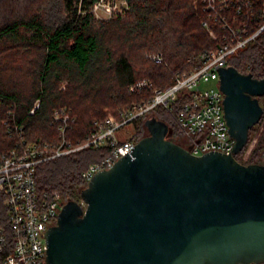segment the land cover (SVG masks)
<instances>
[{"label":"trees","instance_id":"1","mask_svg":"<svg viewBox=\"0 0 264 264\" xmlns=\"http://www.w3.org/2000/svg\"><path fill=\"white\" fill-rule=\"evenodd\" d=\"M128 2L130 11L126 17L107 22L96 20L90 13L91 0L82 4L81 0H0V44L23 48L26 54L35 51L36 56L34 82L26 90L17 82L9 87L3 81L4 76L18 79L22 72L6 68L4 60L12 57L0 51V162L17 144V137L7 132L6 121L12 127L23 126L29 142L58 143L53 112L68 107L76 118L68 141L74 146L81 145L95 130V123L110 116L105 108L110 107L111 115L120 120L134 107L152 101V91L130 94V86L147 80L154 88H168L175 83L177 73L191 72L201 65V53L215 51L219 46L201 26L202 14L194 0ZM134 48L147 52L140 62L143 71L136 70L129 56ZM154 54L163 55L164 63L152 61L149 55ZM230 65L243 74L264 79V33L239 51ZM118 100L123 102L110 105L109 101ZM38 101L40 107L30 114ZM260 104L264 109V96ZM174 108L171 113L158 107L135 119L134 141L138 143L148 135L144 124L150 117L166 122L173 129L172 135L184 137L175 119L178 103ZM256 139L249 158L245 159L244 154ZM109 154L106 147L85 148L41 164L36 173L39 192L50 196L58 193L65 203L80 202L81 192L87 187L83 173ZM236 159L244 165H264V114L251 129L249 142ZM0 227L10 236L2 192ZM9 252L0 254V264Z\"/></svg>","mask_w":264,"mask_h":264},{"label":"water","instance_id":"2","mask_svg":"<svg viewBox=\"0 0 264 264\" xmlns=\"http://www.w3.org/2000/svg\"><path fill=\"white\" fill-rule=\"evenodd\" d=\"M218 71L233 154L195 156L148 118V135L95 174L83 203L63 206L48 264H264V165L236 159L264 114V79Z\"/></svg>","mask_w":264,"mask_h":264},{"label":"built area","instance_id":"3","mask_svg":"<svg viewBox=\"0 0 264 264\" xmlns=\"http://www.w3.org/2000/svg\"><path fill=\"white\" fill-rule=\"evenodd\" d=\"M84 0H81V4ZM90 13L96 20L108 21L124 17L130 11L128 0H91ZM201 11V26L219 42L215 51L199 55L201 65L191 72L177 73L175 83L165 89L154 88L143 80L129 87L130 94L152 91L149 104L136 106L117 120L110 115L104 122H96L85 143L74 146L67 135L76 118L65 108L53 112V124L59 142H29L24 127L5 122L10 136L17 144L2 156L0 162V192L5 196L8 209L10 236L0 227V254L8 251L1 264H48L46 232L55 226L66 204L58 193L41 194L37 187V168L45 162L70 155L85 148H108L110 154L100 163H94L83 173L88 183L96 173L111 169L115 163L137 144L121 139L118 133L138 117L158 107L174 113L176 123L188 140L187 149L195 156L215 151L233 154L236 140L230 136L225 119V95L220 89L218 68H227L239 51L247 48L264 33V0H197ZM156 63H164L161 54L149 55ZM215 87L203 91L202 85ZM40 107L38 101L30 114ZM151 118V117H150Z\"/></svg>","mask_w":264,"mask_h":264},{"label":"rangeland","instance_id":"4","mask_svg":"<svg viewBox=\"0 0 264 264\" xmlns=\"http://www.w3.org/2000/svg\"><path fill=\"white\" fill-rule=\"evenodd\" d=\"M196 2H197V0H194V3H196ZM128 14H129V12L127 13V15ZM126 16H124V17H126ZM115 19H118V18L110 19L107 22L115 20ZM0 51H2L6 55L9 54L8 57H10V56L12 57V59L4 60V63L7 66L6 68H12L14 71H16L18 73L22 72V75L19 76L18 79L8 78V77L4 76L3 81L8 83L7 86H9V87H11L12 82H17L18 84H22L26 90H29V88L32 86V84L34 82L33 81L34 80L33 79V77H34L33 72L35 71V68H36V60H35L36 56H34L35 51L33 53L26 54V52L23 50V48L19 49L18 47L16 48V46L11 45V44H0ZM146 53L147 52L145 50H143L142 48H134L133 52L129 55L130 58H132V60H133V63H134L136 70H138L140 68L143 71L144 68L141 66L140 62L141 61L143 62L142 58L145 57ZM139 56L141 59L139 58ZM64 86H66V83H63L62 88H64ZM212 87H215L214 83H206V84L202 85L201 89L203 91H205V90H208ZM109 102H110V105L112 104V106H114V105L116 106L117 103H118V105H120L121 102H123V100L109 101ZM62 108L68 109L72 112L71 108H68V107H62ZM105 113L107 115H111L112 109H110V107L105 108ZM134 135H135V123H132V124L126 126L125 128H123L118 133L119 138L128 139V140H130V139L134 140ZM170 139L175 140L177 143H179V145H182L185 148L188 145L187 142L185 141V138L182 136L171 135ZM256 141H257V139L251 143L248 150L244 154L245 159L249 158V156H250V154H251V152H252V150L256 144ZM80 203H83L82 199L80 200Z\"/></svg>","mask_w":264,"mask_h":264},{"label":"flooded vegetation","instance_id":"5","mask_svg":"<svg viewBox=\"0 0 264 264\" xmlns=\"http://www.w3.org/2000/svg\"><path fill=\"white\" fill-rule=\"evenodd\" d=\"M261 99V98H260Z\"/></svg>","mask_w":264,"mask_h":264}]
</instances>
